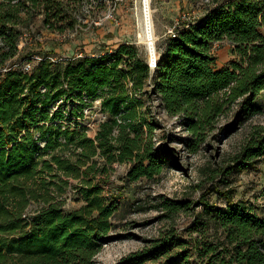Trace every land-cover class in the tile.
Instances as JSON below:
<instances>
[{
	"label": "trees",
	"instance_id": "obj_1",
	"mask_svg": "<svg viewBox=\"0 0 264 264\" xmlns=\"http://www.w3.org/2000/svg\"><path fill=\"white\" fill-rule=\"evenodd\" d=\"M209 3L201 18L166 37L154 68L136 43L122 42L100 53L37 61L26 71L34 54L23 55L20 43L36 18L66 33L92 0H0V264H98L117 228L119 196L104 188L114 165L130 163L125 179L132 184L156 178L168 164L154 141L148 98L182 118L190 133L183 142L192 151L233 109L259 111L264 0ZM224 41L232 58L221 65L215 47ZM97 99L107 118L94 135L86 109ZM250 127L241 150L220 169L224 183L264 158V124ZM73 178L84 204L67 210L62 197ZM214 191L225 205L208 198ZM233 192L212 187L197 202L165 198L157 206L171 218L194 203L203 206L189 236L173 227L118 264H264V208L259 212ZM34 200L45 206L28 213Z\"/></svg>",
	"mask_w": 264,
	"mask_h": 264
},
{
	"label": "rangeland",
	"instance_id": "obj_2",
	"mask_svg": "<svg viewBox=\"0 0 264 264\" xmlns=\"http://www.w3.org/2000/svg\"><path fill=\"white\" fill-rule=\"evenodd\" d=\"M210 1L92 0L91 6L83 9L81 23L75 30L66 33L45 28L42 17L38 16L32 23V29L22 37L20 47L25 56L46 53L61 61L82 52L100 53L122 42H131L136 43L141 55L152 63L155 57L158 60L159 49L166 37L185 21L201 18L211 6ZM147 13L154 24V52L139 37L140 23H144ZM215 51L221 65L232 58L228 41L217 43ZM17 66L22 65L18 63ZM146 105L149 107V118L157 123L156 147L163 148L168 155V164L156 178H142L132 184L125 179L130 163L114 165L112 181L104 188L107 194L116 193L119 196L120 209L114 217L117 228L113 233L115 239L106 242L98 254V264H118L122 258L144 248L152 239L173 227L188 237L186 229L203 206L194 203L190 210L181 211L171 218L166 210L157 206L165 198L197 202L209 188L219 187L222 190L232 189L235 199L251 202L259 212L264 208V158L256 167L230 175L227 183L223 182L224 175L220 170L229 165L241 150L250 126L264 124V92L257 99L258 112L242 115L237 108L233 109L221 118L217 129L197 151H192L183 142L190 137V133L181 117L164 111L159 100L148 98ZM77 183V179H71L72 187L62 197L67 210L84 204L74 188ZM208 198L216 204H226V199L216 191ZM44 206V201L34 200L28 213Z\"/></svg>",
	"mask_w": 264,
	"mask_h": 264
},
{
	"label": "built area",
	"instance_id": "obj_3",
	"mask_svg": "<svg viewBox=\"0 0 264 264\" xmlns=\"http://www.w3.org/2000/svg\"><path fill=\"white\" fill-rule=\"evenodd\" d=\"M83 55H84V53L82 52L78 56H83ZM44 59H49L52 61H58L59 60L58 58L54 57L53 55L46 54V53L34 54L30 61L25 62L24 69L26 71H31L33 69L34 63L36 61H42ZM61 59H64V58H61ZM66 59L67 58H65V60ZM8 69H9L8 67L4 68L3 71H7ZM86 117H87V119L90 118V120H88V122H87L89 132L95 135L97 133L100 122L107 118L106 113H104L101 110V100L100 99H97L95 101V104L92 107H89L86 109Z\"/></svg>",
	"mask_w": 264,
	"mask_h": 264
},
{
	"label": "bare ground",
	"instance_id": "obj_4",
	"mask_svg": "<svg viewBox=\"0 0 264 264\" xmlns=\"http://www.w3.org/2000/svg\"><path fill=\"white\" fill-rule=\"evenodd\" d=\"M149 0H147L148 2ZM149 7L147 5V12L149 13ZM147 13V17L144 20V23H140V32L139 37L147 45V47L154 52L155 49V35H154V24L150 20V15ZM157 58L155 57L153 62L155 63Z\"/></svg>",
	"mask_w": 264,
	"mask_h": 264
},
{
	"label": "water",
	"instance_id": "obj_5",
	"mask_svg": "<svg viewBox=\"0 0 264 264\" xmlns=\"http://www.w3.org/2000/svg\"><path fill=\"white\" fill-rule=\"evenodd\" d=\"M157 65V61L154 63V62H152L151 63V66L154 68L155 66Z\"/></svg>",
	"mask_w": 264,
	"mask_h": 264
}]
</instances>
